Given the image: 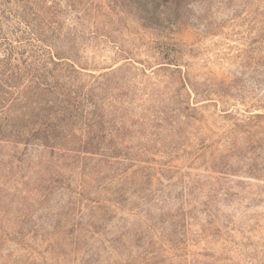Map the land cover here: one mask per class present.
<instances>
[{
	"label": "rangeland",
	"instance_id": "1",
	"mask_svg": "<svg viewBox=\"0 0 264 264\" xmlns=\"http://www.w3.org/2000/svg\"><path fill=\"white\" fill-rule=\"evenodd\" d=\"M0 70V264H264V0H0Z\"/></svg>",
	"mask_w": 264,
	"mask_h": 264
},
{
	"label": "trees",
	"instance_id": "2",
	"mask_svg": "<svg viewBox=\"0 0 264 264\" xmlns=\"http://www.w3.org/2000/svg\"><path fill=\"white\" fill-rule=\"evenodd\" d=\"M157 11V9H155L154 7V13ZM172 61V60H170ZM2 76H3V73L2 71L0 70V81L2 80ZM54 91H56L55 88H53ZM61 121V120H60ZM4 122L8 123V119H4ZM52 123L49 125L50 128H48V126L44 128V130L46 128H48V131H46L43 135V138L40 139V140H37V141H40L41 143H43L45 146H49L51 147L54 143H56V141L58 140L59 136L57 135V132L54 131V129L52 130ZM6 129L2 131H0V138H4V137H16L17 139H24L25 141H29L28 138L32 139V140H35V139H38V134L36 132H32L31 136H28V138H24V134L21 133V132H18V130H12V132H5ZM96 136H91L90 138H88V142L87 144L82 148L83 151H86V152H90V153H93V154H97L99 153V155H104L106 157H109V158H121V157H125L127 158L128 157V152H125V150H123L121 147H117V146H112V147H106V146H91V143L89 142L90 140H93ZM104 153V154H103ZM121 195L124 196L123 193H121ZM121 196H119V200H120ZM209 213V212H208ZM211 214V212L209 213V215ZM205 254V253H204ZM225 264H233L232 262H228L227 260H225Z\"/></svg>",
	"mask_w": 264,
	"mask_h": 264
}]
</instances>
